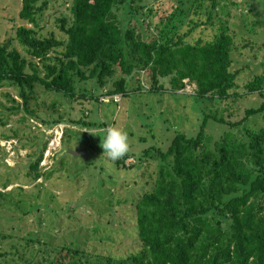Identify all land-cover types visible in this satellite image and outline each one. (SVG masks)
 Masks as SVG:
<instances>
[{
    "label": "trees",
    "instance_id": "1",
    "mask_svg": "<svg viewBox=\"0 0 264 264\" xmlns=\"http://www.w3.org/2000/svg\"><path fill=\"white\" fill-rule=\"evenodd\" d=\"M180 1V14H190L188 31H180L181 18L158 38L119 18L115 8L126 0H71V18L58 19L66 35L60 38L39 32L49 1L22 0L19 16L27 23L17 27L15 38L25 54L12 39L0 42V88L15 86L23 98V103L12 98L16 113L23 107L35 114L30 99L37 84L73 99L86 98L87 93L78 95L79 81L96 79L105 85L120 71L115 89L107 92L110 101L117 102L116 94L128 95L126 78L135 68L149 71L152 90L162 88L160 77L170 76L175 91L185 88L186 79L195 83L198 99L236 100L253 94L260 102L247 107L239 120L206 113L196 135L177 132L168 148L156 149L155 170L145 176L151 188L133 202L137 251L92 255L79 245L55 247L28 238L20 243L23 251L14 244L16 250L0 251L2 255L22 258L30 250L27 264H264V123H247L253 115H264V73L241 88L242 70L235 67L239 32H230L223 19L214 20L219 0ZM200 26L202 31L212 28L214 34L195 38ZM71 121L96 125L85 116ZM210 121L229 128L213 137L206 132ZM46 147L47 141L31 163L34 178L43 174L40 163ZM149 152L146 148L144 154ZM129 157L126 153L117 163L125 165ZM17 188L24 193L23 186ZM6 194L0 190V197ZM23 201L21 197L18 203Z\"/></svg>",
    "mask_w": 264,
    "mask_h": 264
},
{
    "label": "rangeland",
    "instance_id": "2",
    "mask_svg": "<svg viewBox=\"0 0 264 264\" xmlns=\"http://www.w3.org/2000/svg\"><path fill=\"white\" fill-rule=\"evenodd\" d=\"M48 1L40 16L39 32L65 38L58 19L71 18V0ZM180 4V0H126L115 11L126 26L137 25L144 35H152L147 37L159 38L181 18L180 31H188L190 14H180ZM21 7L22 0H0V42L12 39V45L25 54L15 38L17 27L27 23L19 16ZM222 19L230 32H239L235 67L242 70L243 88L264 73V0H219L214 20L219 23ZM203 27L192 36L209 38L214 34L212 28L202 31ZM121 77L118 71L105 85L96 79L79 81L78 95L87 94L77 99L37 84L30 99L34 115L23 107L17 113L13 111L17 104L13 97L23 103L15 86L0 88V190L8 192L0 197V233L6 235L0 237L2 253L16 250L12 248L15 245L23 251L20 243L28 238L55 247L79 245L92 255L124 256L137 251L140 241L134 230L133 202L151 188L145 176L155 170L156 149L168 148L177 132L196 135L206 113L239 120L247 107L260 102L253 94L236 100L198 99L195 83L186 79L185 88L175 91L170 76L160 77L162 88L152 90L149 71L139 68L126 78L128 95L119 93L115 95L117 102L110 101L107 92L115 89L114 82ZM81 116L96 125L71 121ZM59 119L63 120L47 124ZM255 122L263 124L264 115L247 120L248 124ZM109 126L127 132L130 157L125 165L102 155L100 141ZM227 128L210 121L206 132L218 137ZM46 141L40 163L43 174L34 178L31 163ZM146 148H150L148 155L144 154ZM76 150L86 153L74 155L72 151ZM141 156L145 158L141 160ZM49 171L52 173L47 174ZM18 186L24 187V193H19ZM21 197L24 201L19 204ZM32 205L37 207L30 209ZM31 255L30 250L22 258L0 252V264H27Z\"/></svg>",
    "mask_w": 264,
    "mask_h": 264
},
{
    "label": "clouds",
    "instance_id": "3",
    "mask_svg": "<svg viewBox=\"0 0 264 264\" xmlns=\"http://www.w3.org/2000/svg\"><path fill=\"white\" fill-rule=\"evenodd\" d=\"M103 154L112 161L122 158L129 150L128 135L118 126H109L100 141Z\"/></svg>",
    "mask_w": 264,
    "mask_h": 264
},
{
    "label": "water",
    "instance_id": "4",
    "mask_svg": "<svg viewBox=\"0 0 264 264\" xmlns=\"http://www.w3.org/2000/svg\"><path fill=\"white\" fill-rule=\"evenodd\" d=\"M72 153L74 155H84L86 153V151H82V150H76V151H72Z\"/></svg>",
    "mask_w": 264,
    "mask_h": 264
}]
</instances>
